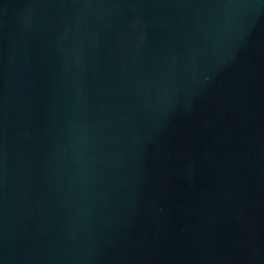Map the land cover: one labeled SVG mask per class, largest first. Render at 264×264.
Wrapping results in <instances>:
<instances>
[{
  "label": "water",
  "instance_id": "1",
  "mask_svg": "<svg viewBox=\"0 0 264 264\" xmlns=\"http://www.w3.org/2000/svg\"><path fill=\"white\" fill-rule=\"evenodd\" d=\"M0 264H264V0H0Z\"/></svg>",
  "mask_w": 264,
  "mask_h": 264
}]
</instances>
